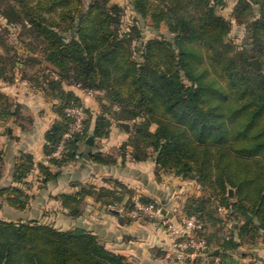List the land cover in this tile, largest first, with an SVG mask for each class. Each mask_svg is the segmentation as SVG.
<instances>
[{
	"label": "trees",
	"instance_id": "obj_1",
	"mask_svg": "<svg viewBox=\"0 0 264 264\" xmlns=\"http://www.w3.org/2000/svg\"><path fill=\"white\" fill-rule=\"evenodd\" d=\"M128 2L152 29L164 28L172 37L135 46L141 29L136 23L122 29L124 7L112 0H91L87 5L83 0H0L2 16L21 26L25 36L22 42L29 53L24 64L46 63L27 72L36 88L56 100L59 118L45 133V154L52 163L67 165L84 155L80 146L91 133L102 139L110 135L113 122L134 121V130L120 147L122 154L135 161L152 159L158 175L173 172L193 179L205 192L191 195L183 208L204 222L199 234L208 242L207 257H224L226 249L241 245L246 235L252 242L264 241V0H238L233 10L238 23L249 25L252 51L240 50L228 40L232 21L218 12L225 0ZM252 55L260 60L259 69L252 65ZM0 78L13 79L1 54ZM71 85L103 92L96 95L100 109L86 108L83 132L71 137L62 156L55 157L74 119L66 107L82 104L66 88ZM1 98L8 100L3 93ZM111 104L115 112L108 115ZM10 105L8 101L7 108H0V117L9 113ZM89 156L101 163L115 161L100 150ZM4 166L0 150V208L8 204L24 211L30 195L17 184H3ZM32 167V155L21 154L14 182L24 183ZM40 169L53 177L47 166ZM96 191L107 196V202L114 192ZM91 193L85 188L62 194L71 216L82 213V201ZM134 206L131 202L126 207ZM221 206L239 218L229 236L218 234L220 229L207 231L214 220L222 221L216 216ZM0 264L137 263L109 249L83 226L61 229L39 219H0Z\"/></svg>",
	"mask_w": 264,
	"mask_h": 264
},
{
	"label": "crops",
	"instance_id": "obj_2",
	"mask_svg": "<svg viewBox=\"0 0 264 264\" xmlns=\"http://www.w3.org/2000/svg\"><path fill=\"white\" fill-rule=\"evenodd\" d=\"M14 76L11 81L0 78V93L6 94L11 103L9 113L0 119V150L5 157L3 184H17L30 195L28 208L20 212L29 213L34 202L46 210L53 207L66 221L62 223L63 227L58 228L86 227L97 234L109 249L126 255L137 264H212L221 258L191 252L184 262L174 261L173 240L163 225V219H176L185 201L202 190L193 179L189 181V178L173 172L158 175L152 159L135 161L128 154L123 155L120 147L131 130L130 124L126 129L121 122H129H113L110 135L102 139L91 133L93 144L87 143L88 136L80 146L84 155L67 165L58 166L44 151L45 133L59 118L55 113L56 100L48 99L27 76ZM66 88L73 90L92 112L98 111L96 96L78 85ZM49 109L51 115L47 114ZM94 125L92 122L90 132ZM99 150L106 155L112 154L115 161L108 164L92 160L89 154ZM23 153L32 155L33 167L24 183H16L13 180L15 162ZM40 165L47 166L53 177L47 178ZM194 182L197 186L192 190L189 184ZM85 188L92 189L93 193L84 197L82 213L77 217L71 216L61 196L77 194ZM100 189L114 191L109 194L111 200L107 202L103 199L107 196L97 195L96 190ZM143 197L162 210L166 209L165 213L162 212L163 217L130 214L132 210H127L126 206L131 202L135 205L136 200L144 202ZM5 206L16 211L8 204ZM215 250L218 249L212 253Z\"/></svg>",
	"mask_w": 264,
	"mask_h": 264
},
{
	"label": "rangeland",
	"instance_id": "obj_3",
	"mask_svg": "<svg viewBox=\"0 0 264 264\" xmlns=\"http://www.w3.org/2000/svg\"><path fill=\"white\" fill-rule=\"evenodd\" d=\"M83 1L87 5L91 0H83ZM112 2L119 3L124 7L123 13L121 15L122 29L127 30V28L133 23H136V25L140 27L142 38L139 41L136 40L134 42L135 46L136 45L139 46L141 45L140 44L141 42L147 41L155 37H166V38L172 37V35L169 34L164 28H162V30L160 31L152 29L148 25L149 23L148 21H145L140 16H138V14H136V12L133 10V7L132 5H130L128 0H112ZM225 2H226L225 6L219 8L218 12L232 21V26L227 36L228 40L232 41V43H234L240 50L249 49L252 51L253 38L249 31L248 23H238L234 18L233 10L238 5V0H225ZM254 11L256 13L258 12V6L255 5ZM24 38L25 36L22 35L21 26L8 23L6 18H4L0 13V54L4 58V66L7 69L8 75L12 76L13 78L15 77L14 75H19V77L27 76V79H29V73L27 72L36 71L39 67H43V65H46L45 62H42L41 64H35L34 66L31 64L28 65L24 64V59L29 53L23 45L22 41ZM255 58L258 59L257 56L252 55L251 60ZM45 73L46 75H49L50 70L46 69ZM96 95L97 94H94V96ZM94 98H96L97 100V96ZM8 101L9 98L8 100L1 98L0 108H7ZM97 102L99 105L98 100ZM85 106L86 108H88L86 104ZM109 107H110V111H109L110 113L108 112V115H111L112 113L115 112V105L111 104ZM99 109L100 106L98 110ZM48 113L50 114V109L47 110V114ZM55 113L58 117L59 114L56 109H55ZM0 119H2V117H0ZM134 123H135L134 121L129 122L130 124L129 130L131 131L134 130ZM155 127L156 124L152 126V129H155ZM188 180L190 181L191 179ZM189 185L190 188H192V190H195L197 186L195 182L194 184H189ZM230 189H232L231 195H233L234 189L229 188V191ZM204 193H205L204 191L200 192V194H204ZM33 205L34 206L29 209V213L20 212L18 210L14 211L7 206H3L2 208H0V219L1 220H21V219L28 220L30 218L39 219L43 222L52 223L57 227L58 226L63 227L62 223L66 221H64L65 219L63 220V216L57 215V210L52 209L53 207L50 208L49 210H46L43 207L40 206L37 207L36 202H34ZM180 211L177 214L176 217L177 219H180L181 217L187 214L184 211L183 207L182 209H180ZM232 211L233 210L231 208H225L223 206L218 207L216 209V216L222 219V221L214 220L213 222H215V224L212 227L207 226V231L218 232V230L220 229L218 234L225 236L231 235L234 230L233 225L236 223L237 220L239 221L238 216L234 215ZM246 236L247 239L241 240L242 243L238 247H234V248L230 247L226 249L225 256L221 257V260L225 264H263L264 263V241L261 238H257L255 242H252L251 239H249L250 237L248 235Z\"/></svg>",
	"mask_w": 264,
	"mask_h": 264
},
{
	"label": "built area",
	"instance_id": "obj_4",
	"mask_svg": "<svg viewBox=\"0 0 264 264\" xmlns=\"http://www.w3.org/2000/svg\"><path fill=\"white\" fill-rule=\"evenodd\" d=\"M88 94H98L101 91L84 88ZM66 112L73 116L70 129L64 133L61 142L53 153L55 157H61L65 149L66 142L75 134H81L83 123L87 115L85 104L71 105L66 107ZM130 214L151 218L163 217L161 207L155 203H145L140 200L135 201V206ZM163 225L172 237L173 259L177 263L185 261L186 257L194 253H205L209 250V245L204 236L199 234L204 228L203 220L197 215H184L180 219L164 218ZM214 264H225L218 258Z\"/></svg>",
	"mask_w": 264,
	"mask_h": 264
},
{
	"label": "water",
	"instance_id": "obj_5",
	"mask_svg": "<svg viewBox=\"0 0 264 264\" xmlns=\"http://www.w3.org/2000/svg\"><path fill=\"white\" fill-rule=\"evenodd\" d=\"M251 63H252V65H253L256 69H259V68L261 67V63H260L259 59H257V58L252 59V60H251ZM121 124H122L126 129L129 128V123L121 122ZM93 142H94V137H93V136H89V137L87 138V143H89V144H93ZM230 193H232V189H230ZM162 212L165 213V212H166V209H163ZM217 253H218V250H215V251H214V254H217Z\"/></svg>",
	"mask_w": 264,
	"mask_h": 264
}]
</instances>
